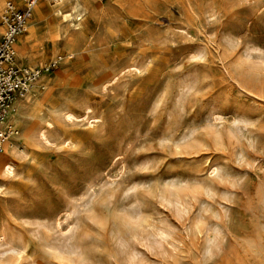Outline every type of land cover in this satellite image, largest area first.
<instances>
[{
  "label": "rangeland",
  "instance_id": "374dc122",
  "mask_svg": "<svg viewBox=\"0 0 264 264\" xmlns=\"http://www.w3.org/2000/svg\"><path fill=\"white\" fill-rule=\"evenodd\" d=\"M41 1L20 65L77 53L10 123L29 151L0 176V264H264V0H83L60 48Z\"/></svg>",
  "mask_w": 264,
  "mask_h": 264
},
{
  "label": "bare ground",
  "instance_id": "6f19581e",
  "mask_svg": "<svg viewBox=\"0 0 264 264\" xmlns=\"http://www.w3.org/2000/svg\"><path fill=\"white\" fill-rule=\"evenodd\" d=\"M4 1L5 0H0V14H1V10L3 9L2 7L4 5ZM45 2L49 3L51 5H52V2H55V4L53 6L56 9L54 11L57 14L61 15L63 20L68 22L64 26H62V23L57 24V25H53V26L47 25L45 40L48 42H52L54 46H57V48H60L59 45H60L61 39L62 38L68 39V33H69L70 28H75L76 30H80V22L84 20V16L86 14L87 6L83 0H42L39 3L41 5V7L43 6L42 3H45ZM66 3H68L71 6V9H70L71 12H67V10L63 11V8H64ZM43 16L44 15H43L42 9L39 6H37L35 13H34V16L28 22L27 27H26V32L29 33L30 36L26 37L25 39H20L19 41H17L15 43V54H16L17 59L19 60V64H22V62H24L25 60L28 59V56H29L31 50L34 47L43 49V46H44L43 41H41L39 43L36 42V44L32 45L33 42L36 39H38V38H36L37 37L36 34H37L38 27L41 23V20L43 19ZM48 17H50V16H48ZM1 32H2V27L0 26V33ZM68 42L69 41L67 40V43ZM65 50L67 51L66 55L65 56H59L55 60V63L58 65V69H59L58 72L50 73L49 69H48V64H47L46 66L43 67V68H45V73L42 76V78L40 79V81L37 84L33 85V87L27 92V94L24 97L16 98L10 104V106L7 110V116H6V119L4 122L7 126L12 127L13 125L11 126L10 123H13L14 125L18 124L20 115H22L28 107H33V110H35V111L40 110V106H42L43 102L48 101V99L50 98L52 86L55 87V86H61V85L66 84V79L62 78L63 79L62 80L61 77L64 74H68V72L70 71V68L72 67L71 58L74 57L75 54L77 53V50L74 47V41H72V43H70L68 46H66ZM114 81H112V82L115 83ZM70 86H72V85H70ZM102 86H103V84H102ZM69 102H70V100H69ZM64 104H65V102H64ZM91 108H88V113L93 111ZM65 116L67 118L66 120H73L74 118H77L75 116V113H72L69 111L65 112ZM95 117H98V116H95ZM85 118H87V117H85ZM92 120H94V119H92ZM95 120H98V119H95ZM52 121H51V119L50 120L46 119L44 126L40 128L41 129L40 130L41 138L44 140V142L46 144H51V145L54 142H52V140L49 138L48 132L55 126L54 123H56V122L53 123ZM12 130L14 133H13V135H11L10 138H8L4 141H0V176H5L6 178L15 176L16 170L18 171V169L15 168V164L13 162L14 160H12V158H11L12 153H14L15 150H20L22 153L27 155V152L29 151L27 149L28 151L26 152L25 147L23 145V139L25 137L23 134L24 132H20L17 129H14L13 127H12ZM28 132L31 133L30 131H28ZM26 134H27V132H26ZM16 166H17V164H16ZM1 186H3V185H1ZM176 194H178V192Z\"/></svg>",
  "mask_w": 264,
  "mask_h": 264
},
{
  "label": "built area",
  "instance_id": "2783aa9c",
  "mask_svg": "<svg viewBox=\"0 0 264 264\" xmlns=\"http://www.w3.org/2000/svg\"><path fill=\"white\" fill-rule=\"evenodd\" d=\"M40 0H7L0 14V141L13 135L11 127L4 122L10 104L27 92L40 81L45 73L43 67L21 66L15 55V43L26 31L28 22ZM56 63L48 65L49 70Z\"/></svg>",
  "mask_w": 264,
  "mask_h": 264
},
{
  "label": "crops",
  "instance_id": "0c3cea01",
  "mask_svg": "<svg viewBox=\"0 0 264 264\" xmlns=\"http://www.w3.org/2000/svg\"><path fill=\"white\" fill-rule=\"evenodd\" d=\"M34 12H35V10H34ZM19 39V38H18ZM18 41V40H17ZM21 66H23V65H21Z\"/></svg>",
  "mask_w": 264,
  "mask_h": 264
}]
</instances>
